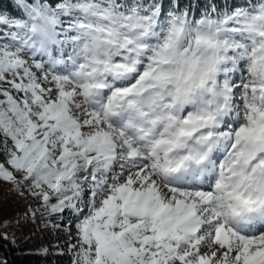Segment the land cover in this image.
Wrapping results in <instances>:
<instances>
[{
  "label": "snow or ice",
  "instance_id": "6c2138e0",
  "mask_svg": "<svg viewBox=\"0 0 264 264\" xmlns=\"http://www.w3.org/2000/svg\"><path fill=\"white\" fill-rule=\"evenodd\" d=\"M0 183L71 264H264V0L0 5Z\"/></svg>",
  "mask_w": 264,
  "mask_h": 264
},
{
  "label": "trees",
  "instance_id": "16d2710c",
  "mask_svg": "<svg viewBox=\"0 0 264 264\" xmlns=\"http://www.w3.org/2000/svg\"><path fill=\"white\" fill-rule=\"evenodd\" d=\"M231 2L243 4L244 0ZM9 3L10 0H0V5ZM193 3L203 5L206 0H193ZM2 211L3 206H0V237L6 232L9 238H0V261H7V264H71V253L66 250L70 237L62 231L52 230L49 217L33 221L28 216L25 222L5 218ZM5 224L7 227L3 226ZM45 248L48 249L46 254L42 253ZM60 252L63 255L58 254Z\"/></svg>",
  "mask_w": 264,
  "mask_h": 264
},
{
  "label": "rangeland",
  "instance_id": "374dc122",
  "mask_svg": "<svg viewBox=\"0 0 264 264\" xmlns=\"http://www.w3.org/2000/svg\"><path fill=\"white\" fill-rule=\"evenodd\" d=\"M0 206H3L2 214L5 218L28 221L25 215L29 208L38 207V202L31 197L21 198L17 193L11 190V186L6 183H0Z\"/></svg>",
  "mask_w": 264,
  "mask_h": 264
}]
</instances>
